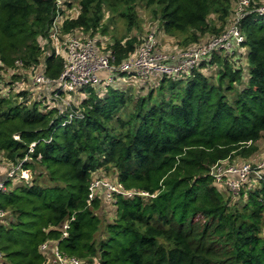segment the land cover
Returning a JSON list of instances; mask_svg holds the SVG:
<instances>
[{
    "label": "trees",
    "instance_id": "1",
    "mask_svg": "<svg viewBox=\"0 0 264 264\" xmlns=\"http://www.w3.org/2000/svg\"><path fill=\"white\" fill-rule=\"evenodd\" d=\"M71 1L0 0V72L13 71L12 80H0V153L30 173L0 193L4 264H42L39 247L48 240L87 264H264V176L231 197L211 173L223 160L251 157L264 139V13L250 11L239 21L244 61L242 51L212 54L185 75L142 84L153 89L136 97L112 84L103 95L101 84L83 86L59 110L42 90L43 101L27 89L11 95L12 82L27 72L61 75L64 58L51 38L57 12L65 16L61 35H94L104 5L125 7L128 31L137 24V0H76L78 13L67 17ZM262 1L250 0L249 8ZM236 2L146 5L155 7L156 34H183L186 45H196L225 29ZM137 45L136 37L115 38L108 50L118 64ZM76 95H84L77 104ZM102 171L133 194L114 195V219L99 231L107 204L87 198L91 178ZM71 217L61 238L58 226Z\"/></svg>",
    "mask_w": 264,
    "mask_h": 264
},
{
    "label": "built area",
    "instance_id": "2",
    "mask_svg": "<svg viewBox=\"0 0 264 264\" xmlns=\"http://www.w3.org/2000/svg\"><path fill=\"white\" fill-rule=\"evenodd\" d=\"M61 2L62 0H56V4L59 6ZM249 5L250 0H237L229 20L230 23H227L219 35H211L205 42L179 52L168 53L163 51L159 46L158 34L150 31L142 38L135 51L118 64L114 62V57L109 50L104 52L99 48L94 38L84 34L75 35L76 33L61 35L59 29L65 16L57 12L51 27V38L56 53L64 58V69L56 80L45 78L42 68L35 69L37 72L32 76V81L37 85L44 84L47 88L45 96L48 101L50 100V104L62 110L71 105L70 92H75L83 86L109 84L113 78L112 75L128 74L133 77L135 75L145 82L159 79L164 75H185L202 61L208 62L212 54L224 53L230 56H233L235 52L240 54L243 49L241 43L244 40L239 27L240 19L250 11H256L259 14L264 13V1L251 9ZM56 41L60 42L58 46L55 45ZM103 74L108 76L103 79ZM32 145H30L29 150H31ZM220 163L212 166L211 173L215 177L216 183L221 182L224 178L222 182L233 193L249 181L252 174L257 179L263 177L264 160L256 166H251L249 163L243 165L227 163L226 167H223ZM29 179L30 173L22 168V162H9L4 177L0 178V193L14 187L15 183L26 182ZM117 194L131 196L133 193L123 189L118 182L111 178L95 176L91 178L88 186L87 203L90 204L92 200L99 198L106 204H113L115 202L114 195ZM6 215L7 213L0 209V225L5 223ZM72 219L73 217L65 219L58 226L61 231V238L67 236V230ZM39 249L44 254L42 264H87L83 259L60 250L56 240L45 241ZM0 264H4V256L1 251Z\"/></svg>",
    "mask_w": 264,
    "mask_h": 264
},
{
    "label": "rangeland",
    "instance_id": "3",
    "mask_svg": "<svg viewBox=\"0 0 264 264\" xmlns=\"http://www.w3.org/2000/svg\"><path fill=\"white\" fill-rule=\"evenodd\" d=\"M69 1H71V0H69ZM71 2H72L71 6L68 8V10L64 9L65 15L67 17L74 16L78 13L77 1L75 0V1H71ZM154 8L155 7L147 6L146 0H137V2L135 3V8H134V10L137 14V24L133 26L131 31H128L127 19L122 17L123 16L122 14H124V12H125V7L123 5H120V4L116 5L113 8H109L108 6L104 5L103 6V19H102V23H101L102 25H101L100 29L94 35H88V33H83L82 31H76L75 35L84 34V35H87V36L94 38L97 41L99 48L101 50H103L104 52H106L108 50V46L112 43V41L115 38H125L128 36L136 37V39L138 40V45H139L142 41V38L148 32H150V31L157 32L158 22L152 14V10ZM225 27H226V25H225ZM102 28H105L104 32H102ZM210 36L211 35H206L204 38L201 39L200 43L205 42L206 39H208ZM184 39H185L184 35L178 34V33L173 35V36H170V35L166 36L162 32L158 34V41H159L160 48L163 51L168 52V53L179 52L183 49H188V48L195 46L192 44L186 45V43H184ZM59 41H60V39H59ZM59 41L55 42L56 46H58L60 44ZM60 47H61V45H60ZM60 50H61V48H60ZM246 54H247V47H245L244 52H243L244 57H246ZM214 69H215V67H214ZM12 72L13 71L0 72V80H3V81L12 80V78H11ZM36 72H37L36 70L30 74H29V72H27L26 77H22V79L14 80L12 82V84L10 85L11 87L9 88L10 94L15 95L18 91L27 89V91L30 90L32 92L31 94H32L33 99L41 100V101L45 100L43 94L39 93V92H40V90L45 92V90H47L46 86L44 84H40V85L34 84L32 81V76H34ZM114 76H115L114 83H112V85H116V86L120 85L121 87L127 89V91L130 90L133 97H136L137 95H140V94H145L149 89H151V88L153 89V87H149L150 85H148L147 86L148 89L146 88L145 90H143L144 88H142V86H145V85H142V84H144V83L152 84L154 82L156 84L159 80V79H152L151 81L145 82L141 78H139L138 76H135V75H134V77L131 75H128V74L114 75ZM106 77H107V75H106ZM112 81H110L109 84ZM101 85L103 87L105 84L104 85L101 84ZM98 93L100 95H103L105 93L104 87L101 88L100 90L98 88ZM76 96H77V98L75 99L74 102L77 104V102H80V100L84 97V95L83 96L82 95H76ZM69 98H70V100H72L71 96H69ZM47 100H46V102H47ZM49 103H50V100H49ZM131 109H132L131 104H128V106L123 109V111L121 113V116L123 119H127L128 114L131 111ZM257 146H258L257 151L251 157L246 158V159L235 157V158H232L230 160H226L224 163L223 162L220 163V165H222L223 167H226L227 163L234 164V165H243V164L249 163L251 166H256V164H258L264 160V139L261 138L260 140H258ZM2 158H3V154L0 153V162L2 161ZM3 160L5 161V167H2V168H4V170H5V168L8 166L9 161L5 160L4 158H3ZM101 173L104 174L105 178H112V175H113L112 172L102 171ZM262 173H263L262 176H264V170ZM42 180H43V178H42ZM223 180H224V178H222L221 182H218V185L221 188V191H224L225 193L230 192L231 197H232V195L236 196L240 189L238 191H236L235 193H233L231 190H229L226 187L224 182H222ZM258 180L259 179H257L256 176L254 174H252L249 178V181H247L245 184H247L248 187L253 186V185L258 183ZM16 184H18V183H15V185ZM234 196H233V199H235ZM241 204H242V202H239L236 205L239 207ZM107 206H105V208L106 207L107 208H109V207L113 208V204H111V203L107 204ZM105 208L102 209V211H104V212L101 213L103 215L100 216V220H101L100 225L101 226H100L99 231L105 230V224L107 222H111L114 219L113 215L115 214V212L110 211V215L108 216L106 214V212H108V211L104 210ZM263 232H264V230H263ZM103 234H106V233L105 232L104 233L97 232V236H99V237L102 236ZM93 264H96V262H93Z\"/></svg>",
    "mask_w": 264,
    "mask_h": 264
},
{
    "label": "crops",
    "instance_id": "4",
    "mask_svg": "<svg viewBox=\"0 0 264 264\" xmlns=\"http://www.w3.org/2000/svg\"><path fill=\"white\" fill-rule=\"evenodd\" d=\"M244 49H245V48L242 49V52H241L242 54H243V52H244ZM241 59H243V61L245 60L244 55L242 56ZM106 75H107V74H103V75H102V78H105ZM107 76H108V75H107ZM112 77H113V78L111 79V81H112V80H113V81H112L110 84L114 83V78H115V76L112 75ZM105 85H107V84H105ZM118 86H120V85H118ZM43 92H44V91H43ZM44 93H45V92H44ZM2 167H5V161L3 160V158H2V161L0 162V178H3V177H4L5 172H6V169H7V167H6L5 170H4V168H2ZM104 210H107V211H108V212H106L107 215H110V211L112 212L111 207H109V208H105Z\"/></svg>",
    "mask_w": 264,
    "mask_h": 264
}]
</instances>
